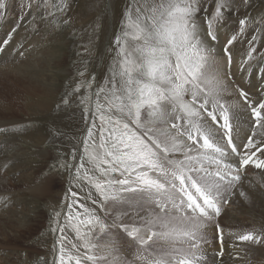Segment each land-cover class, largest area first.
Here are the masks:
<instances>
[{
    "label": "rangeland",
    "instance_id": "1",
    "mask_svg": "<svg viewBox=\"0 0 264 264\" xmlns=\"http://www.w3.org/2000/svg\"><path fill=\"white\" fill-rule=\"evenodd\" d=\"M115 1L64 0L67 7L58 11L54 5L60 4L61 0H0L6 5L4 9H0V43L2 44L5 38L7 41L2 44L3 51L0 56L5 54V49L8 51L19 48L29 63L38 64L41 70H45V75L52 74L57 84V93L46 98L24 93L21 88H6L0 85V117L14 118L9 119L10 123L6 126L4 134L25 138L19 141L24 154L26 153L21 160L31 161L33 171L38 172L37 181L29 183V186L25 184L26 177H23L21 181L7 183L9 186L0 189H15L18 193L17 196L12 193L6 200L7 207L0 203V264H7L3 261L6 257L9 264H60L61 248L64 250V264H76L77 259L81 264H93L86 257L94 255L96 248L85 245L96 243L97 237L99 240L104 239L99 233L96 218L111 225L113 218L118 215L114 207L109 213L106 207L110 203L113 205V201L105 200L95 184L124 177L119 171H112L111 168L102 174L89 159V154L94 151V146L100 144L102 130L105 138L109 136L112 127L110 117L130 123L126 116L116 110V102L110 104L108 100L112 95V73L119 70L121 59L120 46L116 41L119 38L121 45L125 40L129 45L136 43L130 35H124L129 31L126 27L128 18L131 15L132 19H135L136 8L150 6L152 0H118L117 5ZM194 2L197 8L199 38L208 49V65L215 68L220 64L227 70V74L223 71L230 82L233 81L234 84L239 81V84L233 85L236 94L243 88L244 92L250 94L248 88L251 86L252 90L254 86L263 83L264 77L263 70L256 72L259 64L264 61V0H247V3L245 0ZM221 2L225 4L222 17L214 18L217 4ZM45 4H48V7H45ZM241 20L246 21L243 26ZM209 21L216 37L223 34L228 40L225 46L219 47L218 42L201 37V33L204 34L205 28H208ZM26 46L30 51L27 49L25 52ZM228 55L231 57L230 62ZM8 57L10 56L7 55L6 59H9ZM35 58L37 59L34 60ZM47 60L54 64L52 69L46 66L49 64ZM41 70L39 75L43 78L45 75L41 74ZM234 72H239V76L243 77L240 79L237 76L233 79ZM115 79L118 86L119 76ZM241 81L247 86L240 85ZM0 84H6V81H1ZM185 99H190V96ZM248 101L252 106H257L255 101ZM97 103L100 105L99 110ZM10 104L14 106L5 110ZM146 111L147 109L142 110V119ZM101 115L105 117L103 121L100 119ZM206 115V112L201 111V119H207ZM234 117L235 114L232 116L235 132L243 134L239 128L236 129ZM130 127L134 130L133 125L130 124ZM89 131L92 133L91 137L88 135ZM257 157L249 175L250 179L254 175L264 177V170L260 171V168L256 167V163L261 162L264 155L259 154ZM2 175L6 173L3 172ZM21 177L22 174L19 173L14 177L10 176V179L18 180ZM242 182L243 180L235 182L233 193L242 186ZM40 186H46L47 192L44 196L35 192ZM111 187L119 188V185ZM244 189L245 187L241 188V191L251 196L250 204L232 205V211L229 212L227 209L230 206H226L223 215L207 224V229L213 233L212 236L206 234L209 244L215 245L219 239L218 246L221 248L219 235L224 236L222 244L225 248L229 246L231 249L232 244L237 242L228 261L233 264H236L237 257L243 256L245 261V256H250L249 252L260 251V248L264 247V212L261 209L264 207V192L259 191L260 186L252 193L249 189L244 192ZM125 205L128 204L122 207ZM256 205L261 207L255 208ZM152 207L154 206L141 207L136 204L128 205L126 210L129 216H137L141 211L148 213ZM9 209L14 213L2 215ZM126 210L122 209L123 212ZM234 213H237V216ZM12 216L15 217L14 220L9 221ZM136 221L139 222L138 219ZM128 222L131 223L132 220ZM245 234H252L255 240L241 241L239 237ZM223 247L222 250L225 251ZM131 251L124 252L129 259ZM208 254L204 253V259L207 261H203V264H217L214 259L217 258L216 253ZM250 263L264 264L263 261L254 259Z\"/></svg>",
    "mask_w": 264,
    "mask_h": 264
},
{
    "label": "snow or ice",
    "instance_id": "2",
    "mask_svg": "<svg viewBox=\"0 0 264 264\" xmlns=\"http://www.w3.org/2000/svg\"><path fill=\"white\" fill-rule=\"evenodd\" d=\"M5 7L0 2V9ZM54 7L63 11L67 4L61 0ZM224 7L223 2L217 4L214 18L222 17ZM196 11L194 0H152L150 6L136 8L135 19L131 15L128 18L129 31L124 35H130L136 43L129 45L125 40L121 45L119 38L116 41L121 59L119 70L112 73L108 100L110 104L116 102V110L130 123L110 117L109 136L105 138L102 130L100 144L89 154L102 174L111 168L124 177L95 184L105 200L113 201L118 215L111 225L96 218L104 239L97 237L96 243L85 245L97 250L86 257L93 264H203V246L209 244L204 229L230 202L235 182L241 179L239 168L235 174H230L231 169L222 170L228 153L218 143L219 129L210 130L201 119L203 111L214 124L219 123L223 129L219 138L226 137L227 145L236 152L232 123L235 109L221 98L226 86L218 70L208 65V49L199 38ZM240 23L243 26L246 21ZM211 29L209 21L207 35L214 41L217 37ZM224 51L227 53V48ZM239 95L254 117L246 143L249 149H256V129L261 130L264 141V103L252 106L243 89H239ZM144 109L147 111L142 119ZM100 119L105 117L101 115ZM88 135L91 137V131ZM253 156L248 154L240 164L247 166ZM209 164H215L216 170H209ZM256 167L264 169V161ZM0 203L8 206L7 201ZM124 204L154 207L138 223H127L123 219L127 215L122 211ZM239 239L254 241L255 237L245 234ZM129 250L131 259L124 254ZM217 255L223 256V251ZM59 259L64 264L63 248ZM76 264H81L79 259Z\"/></svg>",
    "mask_w": 264,
    "mask_h": 264
},
{
    "label": "bare ground",
    "instance_id": "3",
    "mask_svg": "<svg viewBox=\"0 0 264 264\" xmlns=\"http://www.w3.org/2000/svg\"><path fill=\"white\" fill-rule=\"evenodd\" d=\"M117 2H118V0L115 1V4L116 5H117ZM6 24H8V23H6ZM207 32H208V28L207 29L205 28V33L204 34L201 33V37L204 38L205 40L209 39L211 42L216 41V42L219 43L218 44L219 47H223V46H225L227 44V41L228 40L226 39V37H224L223 34L217 36V39L213 41L207 35ZM0 38H1V36H0ZM5 40H6V38H5ZM4 41H2V42H4ZM11 43H13V42H11ZM19 44H18V46H19ZM15 46H17V45H15ZM25 48L26 49H24V50H25V52H27V49L29 50V47L26 46ZM32 50H34V49H32ZM36 50H37V48H36ZM34 52H35V50H34ZM0 55H1V51H0ZM7 55L10 56V57H8L9 59H6V56ZM41 55H42V53H41ZM48 56H50V55H48ZM36 59L37 58H35L34 60H36ZM47 61H48L49 64L46 65V66H48V69H52L54 64L52 65L49 60H47ZM56 65L58 66L59 63L58 64L56 63ZM223 68H222V66L220 64L215 67V69L218 70L220 76L223 78L224 84L226 86V90L221 93V98H222V100L224 102H226L227 104H230L235 109V111H234V114H235L234 119L236 120L235 126H236V129L239 128L242 131V133H243V134H239V133H237L235 131L233 132V138H234V141H235V146H236V149L238 150L239 149L238 147H239V145L241 147V144H239V141L236 140V138H243V141L246 142V136L250 135L251 132H252V130H253V121H252V119H254V117H252L251 112H250V108L248 107L247 103L244 101V98L243 97H240L239 94L238 93L236 94L235 91H234L233 85L236 86L237 84H239V81H238V83H234V84H233V81H231L232 82L231 83L229 81V78H227V76L225 77V74H224L225 69H223ZM41 69L42 68L40 66H38V64L36 65V64L29 63L28 60H27V58H24L23 57V51L21 49L15 48L13 50H8V51H6V49H5V54L2 55V56H0V82L1 81H6V84H0V85H4V86H6V88H15V87L16 88H21L24 93H28L30 95L34 94L38 98L39 97L46 98L48 96H53V95H55L57 93V90L55 89V87L57 85L55 83L56 82V79L52 76V74H50V75H47L46 74L45 75V73H44L45 70H41ZM40 70H41V74L43 76L45 75V77L42 78V76L39 75ZM262 70L264 71V61H262L259 64L258 69L256 70V72L258 73V72H260ZM36 71H38V72H36ZM226 72H227V70L225 71V73ZM232 74H233V76H232L233 79H236L237 76L240 79H241V77H243L242 75H241V77L239 76V72L238 73H235L234 72ZM243 79H245V78H243ZM262 82L263 83H259L257 86H254L252 90H251V86H250V88H248L250 94H247V100L248 99H251V100L255 101L257 103V105L259 103H263L264 102V77H263V81ZM241 84H242V86H247V85H245V83L243 81H241L240 85ZM252 84H254V83L252 82ZM11 106H14V105H11L10 104L7 108H5V110H10ZM206 117H207L208 120L207 119H205V120L202 119V120L205 122L206 126H208L210 128V130H212V131L215 132L217 129H219L218 143H220L222 141L225 143L226 151H227L228 154L223 158V160H224V163H226L229 167H231V166H239L240 161L245 156H247L248 152L254 151L255 153L256 152L257 153H261L262 152L261 149H264V141L261 140V130L260 129H256L257 136L254 139L257 140L258 147L256 149H249L247 147V149L245 151L240 150V156L239 157H236L235 155H233V153L231 152V150L227 147V145H226V141H227L226 137L219 138L220 136H222V133H223V129L220 128V124L219 123H215L214 124L210 120V118H209L208 115H206ZM9 119H14V118L13 117H0V189L3 186H9L8 184L9 183H13L14 181H18V182L21 181L23 177H26L25 184H27L29 186V183H32V182L37 181V178H38V172L37 171H33V166H32L31 161L29 162V161H25V160L22 161L21 160V158H24V156H25L26 153L24 154V152H23V146L21 144H19V141L22 140V139L25 140V138H21L20 136L17 137V135L11 136L9 134L8 135H5L4 134V131L6 130V126L10 123V120ZM207 122H208V124H207ZM181 123H183V122L181 121ZM244 145H245V143H244ZM259 147H261V148H259ZM241 148H243V147H241ZM257 156H256V158H258ZM4 166H7L6 167V170H3L4 169ZM207 166H208L209 170H211V171H215L216 170V165L215 164H209ZM249 168H250V166H249ZM249 168H247L246 170L240 169L239 175L242 176V177L244 176L243 179H242L243 180L242 186H240L239 188L236 189V192L233 193L235 195L231 196L230 202L228 204V206H230V207L227 209V212L232 211V205L238 204L239 206H241V205H248V204H250V202H251V196H249V195H247L245 193H244V196H241L240 195V193L242 192L241 191V188H244L245 187V189H249V191H251V193H252L254 190H256L257 187L260 186L259 191L262 190L264 192V177L263 176H260V175H256V176L254 175L253 177L251 176L252 177L251 179L249 178V176H247V178H246L245 175L249 171ZM3 172H5L6 175H2ZM19 173L22 174V177L21 178H19L18 180L10 179V176H13L14 177V176L18 175ZM23 183H24V181H23ZM256 184H258V185H256ZM245 189H244V192H245ZM16 192L17 191H15V189L0 190V201H6L12 195V193H14V195L17 196L18 193H16ZM35 192L38 193L39 196L40 195L44 196V194L47 192L46 191V186H45V188H44V186H40L39 188H37L35 190ZM15 199H18V198H15ZM15 199H14V201H15ZM17 202H16V204H17ZM127 206L128 205H125L124 207H122V209L123 210H126L127 209ZM4 207H5V205H4ZM112 207H113V205H111V203L110 204H107V207L106 208H108L109 213H110V209ZM260 207H261L260 205H256L255 208H260ZM261 209L264 212V207H262ZM11 212H13V211H11V209H9V210L5 211L2 215H8ZM111 212H112V210H111ZM114 212H115V210H114ZM125 212L127 213V210ZM240 212H241V210H240ZM140 213L141 214L138 213L139 215L137 214V216H131V215L129 216L127 214L126 216H123V219L127 223H129L128 222L129 220H132L131 223H134V222L137 223L136 219L140 220V217L146 216L148 214L145 211L144 212L141 211ZM232 213L233 212H231V214ZM230 216H232V215H230ZM14 218L15 217H13V216L12 217H9V221L14 220ZM248 218H249V216H248ZM250 219H248V220H250ZM259 219L262 220L260 217H259ZM230 221H231V219H230ZM232 229H233V227H232ZM209 230L210 229H207V227H206L204 229V232H206L207 235L212 236L213 233H212L211 230H210V232H208ZM218 243H219V239H218V241H216V244L215 245L209 244L206 247H204L203 248L204 253H207L208 254L209 252H214V253H216V257H217L216 260H218L219 262H224V263H221V264H233V263H228V261H229L231 255H232L235 247H236V243L234 242L232 244L231 249H230L229 246H227L225 248L226 251L223 250V256L217 255V253H219L222 250V249L221 250L219 249ZM238 243L240 245H242V246H245V244H242L241 242H238ZM259 246H262V244H259ZM262 248H264V247H261L260 248L261 249L260 251H256V252H253L252 251V252H249V255L250 256H245V259H246L245 261H243V259H242L243 256L237 257L235 259V263L236 264H251L250 262L253 259L255 261H263L264 262V250ZM209 255H211V254H208V256ZM6 259H7V257H6ZM6 259L3 260V261H5V263L7 262V264H9ZM205 260H206V258L204 259V262H205Z\"/></svg>",
    "mask_w": 264,
    "mask_h": 264
}]
</instances>
